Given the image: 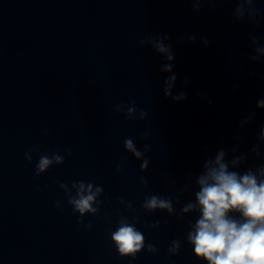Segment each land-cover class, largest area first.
Here are the masks:
<instances>
[{"label":"water","instance_id":"water-1","mask_svg":"<svg viewBox=\"0 0 264 264\" xmlns=\"http://www.w3.org/2000/svg\"><path fill=\"white\" fill-rule=\"evenodd\" d=\"M199 7L192 0H0V264H206L186 239L197 213H149L142 204L146 195L168 197L178 213L194 200L204 162L221 149L226 160L247 156L241 173L264 164L258 139L264 109L257 107L264 99V57L250 59L255 47H264V0L256 4L255 22L234 17V0ZM155 35L169 37L173 95L183 91V101L164 95L171 74L161 72L164 57L141 46ZM133 100L135 120L126 108L116 110ZM139 110L147 113L144 120ZM127 138L140 151L150 146L147 170L126 151ZM254 144L259 159L250 151ZM42 154L64 162L37 176ZM75 181L103 188L99 212L86 213L83 223L60 187L75 195ZM121 215L130 222L139 217L145 248L135 259L121 257L111 241ZM157 221L159 227H150ZM176 239L181 248L170 255ZM148 244L157 252L149 253Z\"/></svg>","mask_w":264,"mask_h":264},{"label":"clouds","instance_id":"clouds-1","mask_svg":"<svg viewBox=\"0 0 264 264\" xmlns=\"http://www.w3.org/2000/svg\"><path fill=\"white\" fill-rule=\"evenodd\" d=\"M202 2H213V0H192L195 11L200 10L199 5ZM214 2H222V0H214ZM234 2L237 3L233 12L236 19L243 20L247 16L249 20L256 21L260 15V10L256 7L259 0H234ZM168 39L169 37L165 35H155L146 37L140 43L141 46L150 44L167 61L161 66V72L171 73L164 81V95L174 101H183L187 98L183 91L173 95L177 76L172 71L174 53L171 51V46L165 43ZM188 39L194 41L195 37L189 36ZM250 39L253 45L259 44L258 37L251 36ZM203 43L207 45V39H204ZM254 52L255 55L250 57L253 62L264 57V47L257 46ZM130 104L131 106L120 104L116 110L124 112L126 108L125 116L135 120L138 110L134 100L130 101ZM257 107L264 109V99L257 101ZM146 116L145 111L139 110V119L144 120ZM253 116L254 113L249 114L246 120L241 121V126ZM147 137L148 133H144V138L147 139ZM258 139L264 142V127L261 128ZM124 147L137 160L143 161L140 165L141 171L147 170L150 161L145 158V155L151 151L150 146L146 144L144 150L140 151L133 139L127 138L124 141ZM31 151L39 152V148L34 147ZM231 151L234 152L235 149ZM250 151L257 159L260 158L259 144H254ZM227 155L228 151L221 149L217 151L214 160L209 158L204 162L202 172L195 178L198 190L194 192V200L183 204L178 213L172 199L157 195H146L142 208L149 213L160 210L166 211L170 216L178 217L197 213L195 222H188L190 230L187 232L186 239L192 246L194 256L198 260L205 261L206 264H264V164L255 169L247 168L241 173L238 171L239 166L246 161L247 156H233L231 160H226ZM25 159L31 162L32 157L26 153ZM63 162L64 157L61 155L53 154L49 157L47 154H42L39 156L35 174L39 176L53 164L61 165ZM117 171H120L119 167ZM141 182L147 188V180ZM60 187L68 197V204L73 212L79 213L81 219L78 223H83L82 218L86 213L97 215L102 205V201L98 199L103 194L102 187L91 182L75 181L71 184L75 195H72L68 185L60 183ZM119 203L124 205L126 210L135 212L130 201L125 202L121 198ZM180 203L177 196L175 204ZM60 206L61 202L58 201L56 207ZM105 219L108 218L105 217ZM138 221L137 215H133L131 222L127 216L121 215L116 230L111 233V241L121 257L135 259L137 253L145 248V237L135 226ZM159 226L157 221L150 227ZM86 227L90 229L92 224L89 223ZM180 248L181 241L176 239L171 242L168 252L170 255H176ZM147 251L154 254L157 249L152 244H148Z\"/></svg>","mask_w":264,"mask_h":264}]
</instances>
